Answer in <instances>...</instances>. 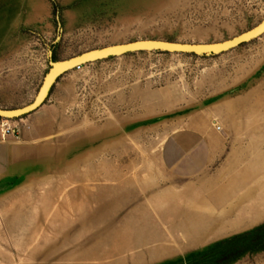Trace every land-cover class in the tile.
<instances>
[{"label":"rangeland","instance_id":"1","mask_svg":"<svg viewBox=\"0 0 264 264\" xmlns=\"http://www.w3.org/2000/svg\"><path fill=\"white\" fill-rule=\"evenodd\" d=\"M263 18L264 0H0V109L31 104L50 62L222 42ZM10 118L0 264H264V34L214 55L90 62Z\"/></svg>","mask_w":264,"mask_h":264},{"label":"water","instance_id":"2","mask_svg":"<svg viewBox=\"0 0 264 264\" xmlns=\"http://www.w3.org/2000/svg\"><path fill=\"white\" fill-rule=\"evenodd\" d=\"M264 34V18L253 28L222 42L217 43H202V44H187L176 43L164 40H138L124 44L112 45L100 49H94L73 56L69 59L50 62V68L44 75L41 85L33 102L25 107L14 110L0 109L1 118H9V115L19 114L11 118H17L27 113H30L39 107L46 97L52 85L57 78L77 66H81L90 62L107 59L109 57L121 56L131 52L144 51H159L167 53H185L194 55H214L228 51L240 46L252 39H255ZM37 104V106H35ZM10 118V119H11Z\"/></svg>","mask_w":264,"mask_h":264},{"label":"crops","instance_id":"3","mask_svg":"<svg viewBox=\"0 0 264 264\" xmlns=\"http://www.w3.org/2000/svg\"><path fill=\"white\" fill-rule=\"evenodd\" d=\"M22 121L24 120L22 119ZM211 151H212L211 147H207L204 150L203 149L200 150L198 157H194L190 163H187L183 167H181V171H180L181 175H193L194 173L200 171L205 166L207 161L210 159ZM203 172L204 171H202L201 174ZM171 177L175 178L172 175Z\"/></svg>","mask_w":264,"mask_h":264},{"label":"built area","instance_id":"4","mask_svg":"<svg viewBox=\"0 0 264 264\" xmlns=\"http://www.w3.org/2000/svg\"><path fill=\"white\" fill-rule=\"evenodd\" d=\"M81 66H77L75 69L78 70V69L81 68ZM4 123H5V121H4ZM24 128L28 129L29 126L28 125H24ZM217 130H219V128ZM2 131H3V134H6V135L15 136V134H16V128L15 127H9L8 125H3Z\"/></svg>","mask_w":264,"mask_h":264},{"label":"bare ground","instance_id":"5","mask_svg":"<svg viewBox=\"0 0 264 264\" xmlns=\"http://www.w3.org/2000/svg\"><path fill=\"white\" fill-rule=\"evenodd\" d=\"M118 45V44H117ZM37 94V93H36ZM36 96V95H35ZM35 98V97H34ZM34 100V99H33ZM33 102V101H32ZM35 106H37V104L35 105ZM38 108V107H37ZM36 108V109H37ZM36 109H34L33 111H35ZM32 112V111H31ZM13 116H19V114H12V115H9L8 117H13ZM6 122V121H5Z\"/></svg>","mask_w":264,"mask_h":264},{"label":"trees","instance_id":"6","mask_svg":"<svg viewBox=\"0 0 264 264\" xmlns=\"http://www.w3.org/2000/svg\"><path fill=\"white\" fill-rule=\"evenodd\" d=\"M54 8H56V5L54 4Z\"/></svg>","mask_w":264,"mask_h":264}]
</instances>
